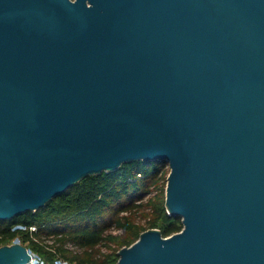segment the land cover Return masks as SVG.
Segmentation results:
<instances>
[{"label": "water", "instance_id": "obj_1", "mask_svg": "<svg viewBox=\"0 0 264 264\" xmlns=\"http://www.w3.org/2000/svg\"><path fill=\"white\" fill-rule=\"evenodd\" d=\"M136 160L182 228L115 264H264V0H0V220Z\"/></svg>", "mask_w": 264, "mask_h": 264}, {"label": "trees", "instance_id": "obj_2", "mask_svg": "<svg viewBox=\"0 0 264 264\" xmlns=\"http://www.w3.org/2000/svg\"><path fill=\"white\" fill-rule=\"evenodd\" d=\"M168 171L164 163L136 160L88 175L41 208L0 220V245L18 238L44 264H54L57 257L74 264H115L117 251L143 230L157 228L168 236L182 228L180 218L170 216L165 207ZM18 223L37 230L12 231ZM48 237L52 243L44 242Z\"/></svg>", "mask_w": 264, "mask_h": 264}, {"label": "built area", "instance_id": "obj_3", "mask_svg": "<svg viewBox=\"0 0 264 264\" xmlns=\"http://www.w3.org/2000/svg\"><path fill=\"white\" fill-rule=\"evenodd\" d=\"M12 231L14 230H22V231H28L30 233L35 232L37 230V227L35 225H25V224H15L12 226L11 228ZM52 237H48V238H44V242L45 243H52ZM12 242H20L18 238H15L12 240ZM68 248L74 249V246L72 244H68ZM32 256L34 257V263L32 264H44V262L35 254L31 251ZM54 264H74V263H70L69 261L59 258L57 257L54 260Z\"/></svg>", "mask_w": 264, "mask_h": 264}, {"label": "rangeland", "instance_id": "obj_4", "mask_svg": "<svg viewBox=\"0 0 264 264\" xmlns=\"http://www.w3.org/2000/svg\"><path fill=\"white\" fill-rule=\"evenodd\" d=\"M168 170H169V169H168ZM140 221H141L142 223H144V219H143V218H140ZM136 222H138V218H137V221H136ZM110 231L113 232V233H120V232H121L120 230H116V229H114V228H112Z\"/></svg>", "mask_w": 264, "mask_h": 264}]
</instances>
